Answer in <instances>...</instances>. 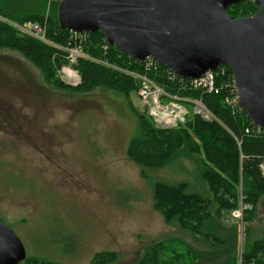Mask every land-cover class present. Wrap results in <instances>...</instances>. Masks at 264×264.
I'll use <instances>...</instances> for the list:
<instances>
[{
    "label": "rangeland",
    "instance_id": "1",
    "mask_svg": "<svg viewBox=\"0 0 264 264\" xmlns=\"http://www.w3.org/2000/svg\"><path fill=\"white\" fill-rule=\"evenodd\" d=\"M74 70L64 65L57 77L78 85ZM138 112L160 128L139 90L129 97L102 87L56 88L19 51L0 48V221L28 255L102 264L96 255L112 251L116 257L107 264H139L151 244L177 237L195 244L155 208L153 184L186 180L200 188L203 156L181 148L144 175L128 154L140 133ZM259 169L264 176V160ZM242 217L226 210L221 222L236 226ZM239 231L240 251L247 240L264 237V195ZM176 247L165 260L192 264L191 252Z\"/></svg>",
    "mask_w": 264,
    "mask_h": 264
},
{
    "label": "trees",
    "instance_id": "2",
    "mask_svg": "<svg viewBox=\"0 0 264 264\" xmlns=\"http://www.w3.org/2000/svg\"><path fill=\"white\" fill-rule=\"evenodd\" d=\"M58 3L59 0H0V48L10 46L19 51L56 88L87 93L102 87L130 97L138 92L140 80L122 70L126 69L147 74L170 94L201 99L216 117V120H204L190 115L177 127L159 128L149 115L153 124L145 114L137 113L140 133L131 141L128 154L144 175L147 170L161 168L181 148L203 156L200 188L195 189L186 180L176 185L162 180L153 184L155 208L167 224L189 233L195 244L187 245L180 237L151 244L139 264H170L165 260L166 255L176 251L177 245L191 252L192 264H264V237L247 240L242 251L239 248V224L251 220L264 195V176L259 169V163L264 160V128L252 123L240 105L227 102L235 96L231 69L221 66L225 73L216 79L218 91L190 86L171 79L169 69L161 63L157 70H146L144 60H136L109 45L101 30L91 33L83 45L88 57H79L71 63L65 48L69 47L72 32L58 21ZM258 9L255 0H246L231 5L228 12L238 18L251 16ZM6 20L42 24L49 43L28 35L22 37ZM64 65L78 71L81 79L78 85H67L57 77ZM241 201L252 209L245 210L242 218H236L240 221L238 225L223 224V212L233 214ZM114 257L116 252L105 251L99 252L95 259L107 264ZM20 264L63 263L27 254Z\"/></svg>",
    "mask_w": 264,
    "mask_h": 264
},
{
    "label": "water",
    "instance_id": "3",
    "mask_svg": "<svg viewBox=\"0 0 264 264\" xmlns=\"http://www.w3.org/2000/svg\"><path fill=\"white\" fill-rule=\"evenodd\" d=\"M246 0H60L58 21L74 33L103 31L106 42L136 60L153 58L177 76L200 78L228 66L238 101L264 128V0L234 17ZM27 258L21 239L0 221V264Z\"/></svg>",
    "mask_w": 264,
    "mask_h": 264
},
{
    "label": "built area",
    "instance_id": "4",
    "mask_svg": "<svg viewBox=\"0 0 264 264\" xmlns=\"http://www.w3.org/2000/svg\"><path fill=\"white\" fill-rule=\"evenodd\" d=\"M60 1V0H59ZM8 21V20H6ZM11 25L17 28L20 35L32 36L38 40L49 43L47 39L45 28L42 24L38 22H26L19 24L13 21H8ZM91 33H74L72 32L70 36L71 42L68 48H75V50L70 49L68 53V58L71 63H75L79 57H88V55L83 50V45L89 41ZM107 46H105V49ZM157 60L149 58L144 60V66L146 70H157L159 69V64ZM71 68V66H69ZM128 74L140 80L139 93L146 103L150 106V115H152L158 126L161 128H174L179 126L181 123L186 122L187 114L191 113L197 115L204 120H216L215 115L211 110L203 103L201 99H192L189 97H182L176 94L168 93L163 87L158 85L153 79H151L147 74L137 73L134 71H128L122 69ZM76 73L77 71L74 70ZM225 73L224 68L219 67L216 71L207 72L200 78H184L177 76L174 72L169 69V77L178 82H184L194 87H201L207 91H218L216 86V79ZM232 88L235 96L231 99H227V102L231 105H240L236 90L232 79ZM262 128V127H260ZM252 209V206L248 203L245 204L241 201L240 208L234 211L235 217H242L245 210Z\"/></svg>",
    "mask_w": 264,
    "mask_h": 264
}]
</instances>
